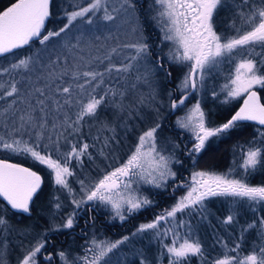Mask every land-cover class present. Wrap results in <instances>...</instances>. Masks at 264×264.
Masks as SVG:
<instances>
[{"label":"snow or ice","instance_id":"snow-or-ice-1","mask_svg":"<svg viewBox=\"0 0 264 264\" xmlns=\"http://www.w3.org/2000/svg\"><path fill=\"white\" fill-rule=\"evenodd\" d=\"M51 3L52 0H14L0 10V55L35 41L44 46L9 67H0V74H20L21 71L24 74L23 81H17L13 76L0 82L3 90L0 99L11 98L10 103L0 109V150L30 154L53 172L55 184L68 191L74 205L80 207L90 201H99L110 205L115 217L124 221L125 212L131 214L153 203L138 195L134 185L143 182L164 187L176 176L170 166L173 157L165 155L167 148L160 146L162 141L167 143L166 138L158 135L162 125L156 122L144 129L137 137L134 150L119 166L103 171L100 178L90 184L84 179L79 180L80 199L75 198V190L68 180L75 175L69 165L73 159L83 165L82 157L85 156L92 161L94 158L89 149L97 148V145H100L99 155L108 159L113 152L111 144L116 140V125L102 121L92 144L84 139V125L88 120H96L100 109L107 105L131 114L135 105L145 103L146 97L139 94L135 105L126 104L129 92H135L141 85L151 88L152 76L156 72L162 71L165 77L171 76V72L165 68L160 54L152 51L153 46L144 35L137 16V0H77L69 5L71 11H64L66 23L58 30H47L45 34ZM153 4L158 9L154 19L161 26L163 40L171 42L167 58L186 64L188 68L178 85L183 98L172 101L171 108L183 105L191 90L202 88L210 70L224 60L235 64L228 83L224 85L226 100L246 95L239 110L218 127L206 126L205 112L199 101L184 117L178 118L180 128L191 129L195 134L196 142L191 151L201 152L210 137L237 128L239 122L253 121L264 127V103L253 90L256 85L264 87V0H239L235 5V16L225 30H231L232 35L217 31L215 23L225 0H153ZM78 20L86 21L87 25L95 24L96 30L76 27L74 22ZM100 21L111 22L114 30L105 24V34L100 30ZM74 27L78 34L69 36ZM122 29H126L124 38L121 37ZM62 35L64 41L57 51L51 41ZM45 53L49 55L45 57ZM140 67L145 68L143 73H140ZM133 71L136 75L129 83ZM149 96L154 98V90ZM105 131L112 135L104 136ZM258 132L264 138V131L258 129ZM77 138L78 142H73ZM65 146L70 150L62 152ZM41 147L43 154L37 150ZM53 152L58 154L55 159ZM241 153L243 162L240 167L245 173L264 166V147L251 146L246 151L241 148ZM232 173L233 169L219 174L194 172L191 183L184 185L187 188L185 194L152 221L140 224L132 236L151 232L162 243L163 238L171 234V242L162 243L160 252V257L166 255L167 264H188L194 257L201 258V264H264V216L241 226L234 247L230 248L222 237L213 233L212 247L220 245L224 250L223 258L213 260L206 258L205 245L196 234V226L190 220L177 219L178 214L197 213L201 220H207L211 213L205 201L209 197L230 198L233 202L247 203L254 210L255 206L264 207V184L251 185ZM40 187L41 176L37 172L0 160V196L12 209L29 212L30 202ZM55 207L59 209L60 203ZM75 215V212L70 214L57 228H72ZM235 223L238 221L231 211L221 221L225 227ZM0 226H3V233L14 230L5 216H0ZM251 229H257L260 243L243 258L229 255V252H239L245 234ZM128 240V236L114 242L97 240L93 235L85 242L83 255L77 254L71 259L65 251L57 255L62 264H110L106 258ZM45 243L44 239L37 240L24 251L18 264H37L36 257ZM6 245L7 235L0 240V264H7L4 258ZM157 259L158 264H162L160 258ZM140 264L151 262L142 258Z\"/></svg>","mask_w":264,"mask_h":264},{"label":"trees","instance_id":"trees-1","mask_svg":"<svg viewBox=\"0 0 264 264\" xmlns=\"http://www.w3.org/2000/svg\"><path fill=\"white\" fill-rule=\"evenodd\" d=\"M13 1L14 0H0V10ZM75 2L76 1L74 0H52L50 5L51 16L46 21V29L44 30L45 34L47 30H58L59 27H62L63 24L66 23L64 11H71L72 9L69 5ZM238 3L239 0H225V6L218 11V14L215 17V23L218 25L217 31L226 35H232L231 30H225L228 29L232 18L235 16V5ZM147 4V0H137V16L143 28L144 35L149 39V42L153 46L152 51L154 53H159L160 57H162L164 61V52L167 46H165L164 42H160L159 44L158 39L160 36V30L154 26L151 10H148L149 7ZM236 23L237 26H239V19H237ZM37 43L38 41L31 42L29 45L20 49H14L11 53L0 55V67H9L12 63L17 62L19 59L34 53L36 50L41 48V46H37ZM168 63L171 64H164L165 68L169 71L171 70V76L166 77L167 80L164 79L163 85L166 90H170L172 92V96L170 98L171 105L172 101H179L180 94L175 87V83H171L172 79L174 80V77L178 75V72L174 71L176 69L174 68L176 65L173 62ZM229 66L230 65H228V67ZM13 76L17 81H22L19 74L16 72H10L8 74H0V82L7 81ZM255 90L260 97V102L264 103V87L257 85ZM2 92L3 90L0 89V95H2ZM211 92L212 88L203 92L202 106L205 112L207 124L211 127H215L216 125L220 126L221 124L227 122V120L234 115L240 99L238 98L235 102L231 103V100H233L232 98L226 100V95L224 96L221 94L220 96V93L217 92L216 95L212 97ZM9 99L11 98L5 97L0 99V105L2 106V104ZM225 101H229V106H227L226 109H221ZM176 109L177 108L173 109L170 107V109L163 114L164 117L160 120L162 131L158 135L171 141L174 152L176 153V158L180 161L178 165L179 170L175 176V180L177 181L176 183L179 187H181L184 183L186 184L188 181V170L191 167L194 169H203L207 172L220 173H225L228 169H233L234 177L236 178L246 179L251 185L264 184V166H258L254 171H250L248 173H245V171L240 167L243 162L241 148L246 151L247 148L251 146L264 147V138L260 137L258 132V129L259 131H264V127H261L257 122L253 121L239 122V126L237 128L230 129L227 133L219 135L216 139H212V141L205 145L201 152L196 154L191 151L193 144L195 143L194 138H190L189 134H187L182 128L178 127L173 120ZM153 122L154 121H150L149 123ZM84 139L89 144H92L85 136ZM78 140L79 138L73 142H78ZM161 144L164 143L161 142ZM68 150L69 149L67 148V151ZM91 150L92 149L90 148L89 151ZM52 155L53 157H57L58 154L53 152ZM0 160H7L9 163L19 164L23 167L30 168L41 176V187L38 189L37 193L34 194L33 200L31 201L32 204L37 207L45 206L46 208L48 201L49 203L53 201L52 196L55 192L53 189L54 186L51 184L52 174L46 166L34 160L30 154L23 152L12 153L10 151L0 150ZM75 161V159L71 160L72 163ZM173 185L174 184H170L169 186L167 185V188L164 190H152L149 197L153 203L144 209H140L138 212L133 214V216H130L127 219L130 220L129 223L132 221L138 222L143 219L154 217L155 214L161 213L164 209L169 208L175 196L172 188ZM230 201L232 202L230 198L219 196L206 200L205 203L207 205L208 212L211 213L208 215L207 220H201L200 215L197 213L178 214V220H190L194 226L196 222H201L196 228V234L204 242L207 260H213L217 257L223 258L224 250L222 247L220 245L212 247L214 244L213 233L222 237L231 248L234 247V240L239 235L241 226H246V224L251 223L253 220H258L259 217L264 216V207L262 206H255L254 210L249 207L247 203L233 202V204L230 205ZM230 211L236 215L238 223L225 227L221 224V221L229 214ZM79 219L80 218L77 219L75 226L72 228H76L77 225H81ZM24 224H22L20 228L28 229L31 227V224L35 225L31 219H28V221ZM128 225L125 226V229H128ZM65 231L60 228L53 231L55 232V235L60 238L59 241H55L56 247H62L63 249L70 247L71 249H74V243H78L81 238H75L76 234H72V238L68 239V235H65ZM63 234L66 236L65 240L60 237ZM79 243L82 245V242ZM259 243L260 241L257 237V229H251L245 234V241L242 243L239 252H229V255H236L239 258H243L244 255L250 253L252 248ZM56 251L57 250L54 251L55 256H57ZM76 252L81 255V247H79V249L77 248ZM43 260L40 261V264H44L45 261ZM162 261H166L165 256L162 257ZM55 264H59L58 259ZM132 264H135V262ZM188 264H201V258L194 257L188 262Z\"/></svg>","mask_w":264,"mask_h":264},{"label":"rangeland","instance_id":"rangeland-1","mask_svg":"<svg viewBox=\"0 0 264 264\" xmlns=\"http://www.w3.org/2000/svg\"><path fill=\"white\" fill-rule=\"evenodd\" d=\"M77 2V0H74ZM148 4L147 6L149 7L148 10H151V16L153 19L154 26L160 30V36H159V44L160 42H164L166 47V50L164 52V63L169 65L171 63L168 62H173L175 63L176 68L174 71L178 72V75H176L174 80L172 79L171 83H175V87L180 94V99L183 98V93L182 91L178 90V85L180 84L181 80L184 77V74L188 71L187 65L184 64H178L174 61H171L167 58V53L169 51V47H171V42L164 41L163 40V32L161 31V26L157 23L156 19L154 17L156 16L157 13V6L153 4V0H147ZM102 15V13L100 14ZM118 23V22H117ZM76 27H85V28H90L93 31L96 30V25H87L86 21L83 20H78L74 22ZM107 24L109 28H113V25L111 22H104L100 21V30L107 32L105 29L104 25ZM76 27L73 28L72 32L69 33V36L76 35L78 34L76 32ZM114 30V28H113ZM126 31V29L121 30V37L124 38L123 33ZM96 34H100L97 32ZM64 37L62 35L61 38H53L51 41L52 45L56 46V50L59 51L60 45L63 43ZM74 42V41H73ZM37 46H41L43 48V45H40L39 42L37 43ZM39 48V49H41ZM52 51L51 46H50V52ZM37 50L32 53L35 54ZM45 57L49 55V53L44 54ZM54 58V57H53ZM238 59V57H237ZM228 65H230L228 67ZM149 68L151 65L148 66ZM235 68L234 63H229L228 60L222 61L218 66L212 68L208 75L205 77V82L204 86L202 88L196 89V90H191L190 94L187 96L185 99V103L183 105H180L177 107L175 114L173 116V120L175 124L179 127L177 120L180 117H184L188 111L195 105L198 101L203 109L202 106V96L203 92L205 90H208L212 88V97H214L213 92H217L223 94L224 96L227 95V90L224 88V85L228 83V78L229 76L233 73ZM140 73H143L145 71L144 67H140L139 69ZM171 71V70H170ZM23 72L21 71L19 74L20 79L23 81ZM136 75V72L133 71L129 83H132L134 81V77ZM219 78V79H218ZM164 79L167 80L165 77L164 73L161 72H156L152 76V87L149 88L148 86H143L141 85L135 92L130 91L127 99L125 100V103H133L135 105V98L139 94H143L146 99L145 103L143 105H135L134 108L131 110V114H129L127 111L126 112H119L118 110L114 109L110 105H107L105 107H102L98 113V118L96 120H88V122L84 125L83 127V133L84 136L93 143V137L97 135V129L100 126V123L102 121H108L111 124L116 125V140L112 142L111 148L113 150L112 154L109 155L108 159H105L103 156H100L98 153V148L100 145H97V148H91L92 150L90 151L93 156V160L89 161L88 157H82L83 160V165L79 164L77 161L74 163L70 162V167L74 171L75 175L72 177H69L68 180L71 184V187L75 190V198L80 199L82 196L81 193V186L78 183L79 180L84 179L86 184H90L91 182H94L95 180L99 179L100 176L103 174V171H110L112 168L119 166L120 163H122L124 160L127 159V156L130 154L132 150H134V146L137 142V137L138 135L147 127L152 126L154 123L159 122L160 120L163 119V114L170 109V98L172 96V92L170 90H166L163 85ZM2 82V81H1ZM257 87L254 86L253 90ZM21 88L23 91L24 84H21ZM154 90V98L149 96V93ZM171 93V95H169ZM222 95V96H223ZM223 96V97H224ZM240 99L238 107L244 102V99H246V95H241L236 98H232L231 103L235 102L237 99ZM179 99V100H180ZM10 100L5 101L2 106L0 105V109L4 108L7 106V103H10ZM178 102V101H177ZM229 106V101H225V103L222 105L221 109H226V107ZM158 110V111H157ZM204 111V109H203ZM235 114V113H234ZM150 121H154L153 123H149ZM205 122H206V117H205ZM127 125V127H124V125ZM90 125H94L90 128ZM207 127H211L207 124ZM215 127H218L217 125ZM214 128V127H212ZM187 134H189L190 138H194L195 142V134L191 129H184L182 128ZM2 130V129H0ZM90 133V134H89ZM104 136H111L112 133L105 131L103 133ZM219 136V135H218ZM218 136H213L210 137L206 142L205 145H207L212 139H216ZM75 141V140H73ZM116 141H119V143H116ZM163 142V141H162ZM44 143H47V141H44ZM164 143V142H163ZM253 144V143H252ZM161 147L167 148V151L164 153L165 155H170L173 157L172 162H171V168L172 171L177 173L179 170V163L180 161L176 158V153L174 152L173 149V144L171 143L170 140H167V143L161 144ZM67 146L63 147L61 149L62 152L67 151ZM42 149V147H41ZM41 149H37L42 151ZM69 149V148H68ZM70 150V149H69ZM43 154V153H42ZM197 154V153H196ZM113 156L115 158H113ZM54 159L57 157H53ZM63 162V161H62ZM46 166V165H44ZM46 168L50 170L47 166ZM110 168V169H109ZM192 170H190L188 181L186 184L191 183V177L194 172L198 171H206L203 169H194L191 167ZM229 170V169H228ZM51 171V170H50ZM228 172V171H227ZM215 173H220V172H215ZM226 173V172H225ZM52 174V186H54V192L55 194L52 196L53 201L49 203L46 207L45 211V216H46V221H47V226L43 228L42 226H34L31 224V227L28 229L20 228L21 225L17 229H14L13 231H10L8 233H3L2 229L3 226H0V240L4 239V236L7 235V245H6V254L4 256L5 260L7 261V264H18V261L22 258L24 251L30 247L32 244H34L37 240L39 239H44L45 235V241L46 240V235L48 232L52 230L59 229L57 228L58 225H62L65 221V219L72 214L73 212L76 213L75 215V220H74V225L76 224L77 219L79 218L80 213L84 212L87 209V205L93 204L97 209L101 210L102 212H107L111 219H115L118 223L122 222L119 217H115L114 211L111 208L110 205H105L99 201H90L87 202L80 207H77L74 205L71 201L73 197L69 195L68 191L66 189L61 188V186L55 184L54 180V174L51 171ZM234 176V173H232ZM177 181L174 178L169 179V181L166 183L164 187H156L152 184H146L141 182L138 186L134 185V187H137V194L140 196H145L148 199H150L149 195L152 190H164L167 188V185L169 186L170 184L173 185V192L175 193L173 202L171 203L170 207L176 202V200L185 194L187 191V188L184 186L186 185L185 183L179 187L176 183ZM177 190V191H176ZM214 198V197H209L206 200ZM56 203H60L61 207L57 209L55 207ZM50 204V205H49ZM230 205L233 204V201L229 203ZM149 206V205H148ZM147 207V206H146ZM169 207V208H170ZM144 209V208H142ZM139 211V210H138ZM136 211V212H138ZM136 212H133L131 214L125 212V216L127 220L130 216H133ZM160 213H157L154 215H158ZM108 216V218H109ZM145 216V215H144ZM154 217L148 218V219H143L138 222H130L128 225L127 232H125L123 235H118L115 236L114 233L112 235H105L102 236L101 230H97L100 233H96V239L97 240H110V241H116L122 239L124 236H128L129 240L126 241L124 244L118 246L117 249H114L112 253L109 254V257L106 259L110 260V264H132L135 262V264H140V261L142 258H146L148 261L151 262V264H158V257L162 261V257H160V252L162 250V243H170L171 242V234H169L168 239L163 238L162 243L161 241L157 240L156 238L153 237L151 232H146L142 233L136 236H132V233L136 232V229L138 226L142 223H148L154 219ZM55 219V220H52ZM124 220V221H125ZM41 223L40 221H35V224ZM175 221H173V224ZM201 222L199 221L198 223H195L196 228L199 226ZM25 225V224H24ZM167 225H162V227H166ZM63 228V227H60ZM66 230L68 228H65ZM10 233H13L14 235H11ZM17 236H16V235ZM92 237L87 235H84L81 237V240L79 242H82V245L80 243H74V249H71L70 247L67 248H57V253L60 251H65L66 253H69V259L73 258L75 255L78 254L76 252V249L81 247L82 254H84V248L83 246L85 245V242L90 240ZM74 250V251H73ZM2 251V249H0ZM56 253V255H57ZM58 256V255H57ZM166 257V255H165ZM37 264H40L41 260H43V254L42 250L41 252L37 255ZM41 259V260H39ZM45 261V260H43ZM58 262L59 264H62V261L60 257L58 256ZM162 264H167V258L166 261L163 262Z\"/></svg>","mask_w":264,"mask_h":264},{"label":"flooded vegetation","instance_id":"flooded-vegetation-1","mask_svg":"<svg viewBox=\"0 0 264 264\" xmlns=\"http://www.w3.org/2000/svg\"><path fill=\"white\" fill-rule=\"evenodd\" d=\"M42 182V180H41ZM46 208L45 206L37 207L34 204L30 202V211L25 213L22 210L18 209H12L11 206L4 201L0 197V216H5L9 222V225L12 229H17L19 225L24 224L28 221V219H31L33 223L35 221H40L43 228H45V216ZM107 212H102L101 210L97 209L93 204L87 205V209L80 213L79 215V222H81V225H77L76 228H70L66 230L65 228H60L65 231V235H68V239L72 238V234H76L75 238H81L84 235H89L93 237V235L96 237V233H100L97 230H101V235H123L127 230H125V226L129 224L130 220H125L120 223L115 221V219H111ZM78 222V224H79ZM36 225V224H35ZM34 225V226H35ZM36 226H39L38 224ZM11 235H14L13 233H10ZM54 234V235H51ZM16 235V234H15ZM64 234L61 235L65 240ZM17 236V235H16ZM55 235V232H48L46 235V243L44 248L42 249L43 258L45 260L44 264H55L57 262L58 256L54 255V251L57 250L55 241H59L60 238ZM45 240V235H44ZM49 254H51V259H48Z\"/></svg>","mask_w":264,"mask_h":264},{"label":"bare ground","instance_id":"bare-ground-1","mask_svg":"<svg viewBox=\"0 0 264 264\" xmlns=\"http://www.w3.org/2000/svg\"><path fill=\"white\" fill-rule=\"evenodd\" d=\"M190 170H192V168H189L188 172L190 173ZM52 220H55V219H52ZM40 226V224H38ZM47 226V221H45V227ZM48 227V226H47ZM57 230V229H56ZM54 230L50 231V232H53Z\"/></svg>","mask_w":264,"mask_h":264},{"label":"water","instance_id":"water-1","mask_svg":"<svg viewBox=\"0 0 264 264\" xmlns=\"http://www.w3.org/2000/svg\"><path fill=\"white\" fill-rule=\"evenodd\" d=\"M13 2H14V1H13ZM7 6H9V5H7ZM7 6H6V7H7ZM6 7H5V8H6ZM3 9H4V8H3ZM3 9H2V10H3ZM243 103H244V102H243ZM243 103L240 105V107L243 105ZM240 107H239V108H240ZM238 110H239V109H238ZM238 110H237V111H238ZM0 197H1L4 201H6V200L4 199V197H2V196H0ZM6 202H7V201H6ZM7 203H8V202H7Z\"/></svg>","mask_w":264,"mask_h":264}]
</instances>
